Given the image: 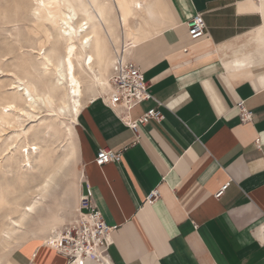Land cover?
<instances>
[{
    "label": "crops",
    "instance_id": "0c3cea01",
    "mask_svg": "<svg viewBox=\"0 0 264 264\" xmlns=\"http://www.w3.org/2000/svg\"><path fill=\"white\" fill-rule=\"evenodd\" d=\"M110 3L116 35L134 42L129 57L151 95L127 115L134 121L157 107L162 119L135 134L119 105L98 96L81 108L77 196L89 189L113 227L104 258L83 264H264V0ZM195 15L205 34L190 40ZM240 101L250 121L240 120ZM104 148L121 151V161L97 166ZM4 253L0 264H69L34 239Z\"/></svg>",
    "mask_w": 264,
    "mask_h": 264
},
{
    "label": "bare ground",
    "instance_id": "6f19581e",
    "mask_svg": "<svg viewBox=\"0 0 264 264\" xmlns=\"http://www.w3.org/2000/svg\"><path fill=\"white\" fill-rule=\"evenodd\" d=\"M26 3L20 5V16L8 23L11 28L6 30V35L16 40L20 55H28L29 59H21L14 66L11 65L14 70L9 71L7 85L0 81V139L2 133L11 130L10 135L4 136L1 141L0 172L4 177L12 173L15 183L23 185L29 182L26 173L34 170L31 156L39 150V146L27 140L25 122L34 121L37 109L43 105L55 117L68 114V120L73 125L86 101L108 92L111 69L118 60L117 56L123 51V58L129 57L134 44L117 37L113 24L116 17L110 0L100 3L96 0H30ZM52 24L57 33L54 39L61 50H57L53 44L50 46ZM40 27L46 34L44 38L40 37L39 33L43 32ZM119 41V47L113 49V44ZM26 67H29L28 71ZM72 127L66 126L69 143L61 157L55 162L45 160L44 165L47 164L49 173L38 186L29 189L31 185L25 191L13 189L15 197L10 199L9 195L13 194L10 192V182L0 184V251L3 255L4 252L10 254V249L19 243L27 222L35 216L46 198L55 174L75 158ZM40 161L42 163L44 159ZM25 196L29 197V201L22 203ZM29 208L32 211H28ZM77 208L78 205L74 213ZM58 227L57 223L52 222L47 237L34 240L57 246L63 229L57 231Z\"/></svg>",
    "mask_w": 264,
    "mask_h": 264
},
{
    "label": "rangeland",
    "instance_id": "374dc122",
    "mask_svg": "<svg viewBox=\"0 0 264 264\" xmlns=\"http://www.w3.org/2000/svg\"><path fill=\"white\" fill-rule=\"evenodd\" d=\"M29 1L30 0H0V81H2L1 84L4 83L3 85H7L9 83V71L13 68L11 65L14 66L15 64H17V62H20L21 59H29L28 55H24L25 57H22V55H20L21 53L15 44L16 40H11L6 35V30L11 28V24L8 23L17 19V17L20 16L19 13H22L20 5L27 4L26 2ZM50 28L51 32L53 33V38L50 41V46H52L51 44H53L55 45L53 47H55L57 50H61L60 44L58 43V41H56V39H54L55 35L57 34L54 25L52 24V27ZM40 29V31H43L42 33H39L40 37L44 38V36L46 35L44 29H42V27H40ZM24 47H26V45ZM28 68L29 67H26L27 71L29 70ZM54 110H57L56 106L54 107ZM36 115L37 117L36 119H34V121L30 122L29 120H27L24 125V127L28 131L27 140L30 143H35L37 146H39L37 154H33L31 156V163L33 164L34 172L32 171L30 173H26V175H28V184L23 185L18 182L15 183V179L13 178L12 173H8L7 175H5L6 177H4V175L2 176V173L0 172V181L3 179L0 184L5 185L6 182H10V192L12 193L13 189H16L17 191L23 189V191H25L31 185L32 186L29 189H33L34 186H38V184L47 176V174L49 173V168L47 164L44 165L45 160L50 159L51 161L53 160V162H55V160L61 157L66 147H68L69 138L68 136H66V126H73L72 140L75 143L74 133L76 122L74 121L72 125V122L68 120V114L58 115L57 117H55L54 113L48 112L47 109L43 105H41V108L37 109ZM10 133L11 130H7L5 133H2V140H4V136L10 135ZM2 140L0 139V145ZM37 159L39 162L37 161ZM42 159H44V161L41 163L40 160ZM54 178L47 192L46 198L43 200V205L41 204V207L39 206L35 216L29 219L25 227L26 229H24L23 234L21 235L19 243L14 245L13 248L10 249V253H12L16 248H18L28 240H32L35 238H46L48 227L50 224H52V222L53 224L57 223L59 225L57 231H60L63 228L62 226L65 222L71 221V216H73L74 214V209L78 205L79 196H77V189L82 179V165L78 159L77 150L75 158L69 160V162H67L61 168V170H59L55 174ZM31 179H33V181H31ZM25 186H27V188ZM14 197V193L9 195L10 199ZM28 201L29 197L25 196L22 200V203H27ZM45 224H47V226ZM262 230V236L264 239V229Z\"/></svg>",
    "mask_w": 264,
    "mask_h": 264
},
{
    "label": "built area",
    "instance_id": "2783aa9c",
    "mask_svg": "<svg viewBox=\"0 0 264 264\" xmlns=\"http://www.w3.org/2000/svg\"><path fill=\"white\" fill-rule=\"evenodd\" d=\"M187 33L190 40H197L205 34V24L200 15H195L186 23ZM123 51L117 56L115 66L111 69L109 77L110 88L104 95L99 96L101 100L110 106H121L124 114V122L127 127L137 134L140 126L150 121L162 119L161 111L156 107L146 111L136 120L129 119L127 112L138 104L151 99L149 84L144 80L138 66L130 59L123 58ZM159 105V104H158ZM240 120L250 121L252 112L247 110L244 102L237 104ZM121 161V151L109 148L99 149L96 153L94 163L103 166L108 163ZM228 183L223 185L214 195L219 198ZM91 191L86 189L78 201L77 216L67 223L57 241V246L49 245L67 258L69 264H83L86 259L101 260L111 243L110 235L113 227H109L103 220L101 213L93 205ZM158 197V191H151L145 198L149 203Z\"/></svg>",
    "mask_w": 264,
    "mask_h": 264
},
{
    "label": "snow or ice",
    "instance_id": "6c2138e0",
    "mask_svg": "<svg viewBox=\"0 0 264 264\" xmlns=\"http://www.w3.org/2000/svg\"><path fill=\"white\" fill-rule=\"evenodd\" d=\"M45 187H47V185H45ZM28 211H32V209H31V208H29V209H28Z\"/></svg>",
    "mask_w": 264,
    "mask_h": 264
}]
</instances>
